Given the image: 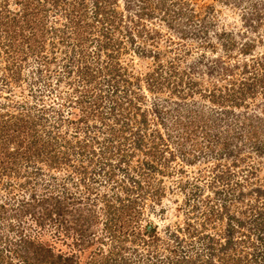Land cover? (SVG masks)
<instances>
[{
    "label": "rangeland",
    "instance_id": "374dc122",
    "mask_svg": "<svg viewBox=\"0 0 264 264\" xmlns=\"http://www.w3.org/2000/svg\"><path fill=\"white\" fill-rule=\"evenodd\" d=\"M95 37L110 42L97 59ZM72 106L83 120L68 118ZM257 127L264 143V0H0V203L42 192L51 174L83 182L109 161L93 263L150 264L173 251L208 264L213 250L215 264H264L250 222L264 209ZM36 167L44 182L29 174ZM135 197L138 215L110 208ZM3 212L1 227L17 222Z\"/></svg>",
    "mask_w": 264,
    "mask_h": 264
},
{
    "label": "trees",
    "instance_id": "16d2710c",
    "mask_svg": "<svg viewBox=\"0 0 264 264\" xmlns=\"http://www.w3.org/2000/svg\"><path fill=\"white\" fill-rule=\"evenodd\" d=\"M100 8L101 6L96 2V15L99 13ZM143 9H145V6H143ZM10 10L11 8L7 9L8 12ZM49 11H52V9ZM27 13L28 9L26 11V14ZM145 14L148 13L145 11ZM56 17L57 21H60L62 18L61 15ZM27 22L29 23V21ZM106 34L109 33L104 31L103 35ZM110 38L112 39V37ZM91 42H97L99 47H95L93 51L95 53L93 55L95 59L99 57L101 49L110 45V42L102 40L101 37H95L91 39ZM71 108L72 115L68 118L73 121L83 120L81 115L78 116L77 107L72 106ZM112 109H114V107ZM156 109L158 112L160 111L157 106ZM191 133L192 130H185L182 132V137H180L186 138V140H192V146L196 147L198 142H194ZM250 138L255 140V144L260 151L264 150L262 133L258 127L251 130ZM142 140L143 138L141 136L137 137L135 146L142 148ZM224 145L230 147L231 142L225 141ZM78 148L81 150L78 152H81V155H83L86 149L82 146ZM107 162L108 163H106V161L100 162L99 169H95L96 171L93 177H88L87 179L82 177L83 182L80 180L77 182L72 173L65 174V176L63 175L60 178L57 175L51 174V178L44 180L46 181L44 182L43 178L39 177V175L42 174L41 168L36 167L32 169L29 174L36 177L39 183H41L40 180H42V182H44L43 184H45V189L39 193L38 187L33 185V192L30 194L29 199L19 197H11L9 199L6 197V200L0 203V220L6 218L3 212L4 210H10L12 212L9 213L10 218L13 217L17 220L16 223L14 219H10L7 223L2 221L5 225L4 227L0 226V262L4 264H96L95 262L93 263V257L95 254L101 252L105 231L103 229L101 232H98V230H91V227L93 226L94 220L97 221V219L99 220L101 218V214L97 209L98 206H100V199L98 193H95V190L101 188V185L104 183L103 181L107 182L108 179H111L110 175L112 171L106 170V165L109 166V161ZM80 172H84L83 168ZM92 181H97V185H92ZM53 182L57 187L53 186ZM68 184L71 185L72 189ZM75 185L77 189H74ZM81 185H85L84 188H82ZM257 191L264 192V189L257 187ZM118 198L122 199L121 197ZM136 203H139L138 197L130 200L128 204H123L121 200L116 206L112 203L110 208L115 207L119 212L123 210V214L134 213L138 215L139 211L134 208L136 207ZM80 204L87 206L81 207ZM226 204L227 202L225 205ZM88 206L94 209L91 211L90 215L84 218L83 215H85L86 211L88 210L90 212L91 207ZM123 214L121 218H123ZM28 215L34 216L33 220H35V224L30 223ZM92 217L95 219L89 222ZM251 221L254 222V233L258 235L257 238H260V243L258 241L257 243L258 245H263L264 209H260L258 213H253L250 218V222ZM238 224V228H244L247 221L239 219ZM6 227L7 229L5 232ZM154 230L155 227L151 223L145 226V232L149 233V235H152ZM236 231L237 229H235V225H233L231 221L225 233L227 241L221 244L223 250L227 249V246L234 241ZM13 238L16 239L13 240ZM15 245H17V247ZM97 245L99 247H97ZM212 251H209L208 259L210 260H208V264H215L211 261L214 258L211 253ZM256 251H254L255 258L261 260L258 258L260 254ZM171 252L172 255L169 257L160 258L157 256L154 258L151 256V258L147 259V262L150 264H182V260L179 258L175 261L176 254L174 255L173 251ZM198 261L199 259H196L197 263ZM144 262L146 261L144 260Z\"/></svg>",
    "mask_w": 264,
    "mask_h": 264
}]
</instances>
